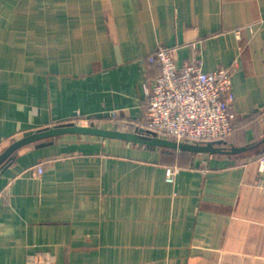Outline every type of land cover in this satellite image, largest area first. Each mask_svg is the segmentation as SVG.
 Instances as JSON below:
<instances>
[{"label":"crops","instance_id":"crops-1","mask_svg":"<svg viewBox=\"0 0 264 264\" xmlns=\"http://www.w3.org/2000/svg\"><path fill=\"white\" fill-rule=\"evenodd\" d=\"M160 46L232 70L226 145H255L68 134L23 146L0 172V264L39 251L57 264H264V0H0V153L68 121L145 128Z\"/></svg>","mask_w":264,"mask_h":264},{"label":"built area","instance_id":"built-area-1","mask_svg":"<svg viewBox=\"0 0 264 264\" xmlns=\"http://www.w3.org/2000/svg\"><path fill=\"white\" fill-rule=\"evenodd\" d=\"M160 66L154 83L146 88L148 96L145 128L179 142L207 143L228 139L234 131L235 113L228 99L232 91V70L220 67L205 71L202 62H177V48L158 47L148 56ZM264 172V154L258 158ZM38 174L43 165L36 167ZM180 168H166V180L174 182ZM264 187V178L260 181ZM28 264H57L51 253L34 252Z\"/></svg>","mask_w":264,"mask_h":264},{"label":"water","instance_id":"water-1","mask_svg":"<svg viewBox=\"0 0 264 264\" xmlns=\"http://www.w3.org/2000/svg\"><path fill=\"white\" fill-rule=\"evenodd\" d=\"M68 134L90 135L110 139H120L135 144L149 147H163L169 149L187 150L194 153L228 154L236 155L247 151L255 144L227 147L225 140L211 141L207 143L179 142L177 140L157 135L146 129L139 128L135 131H124L119 129L105 128L95 124H81L76 121H68L55 124L51 127L41 129L20 139L13 141L6 149L0 153V172L8 167L15 159L16 152L31 143H36L37 147L54 143V139Z\"/></svg>","mask_w":264,"mask_h":264},{"label":"trees","instance_id":"trees-1","mask_svg":"<svg viewBox=\"0 0 264 264\" xmlns=\"http://www.w3.org/2000/svg\"><path fill=\"white\" fill-rule=\"evenodd\" d=\"M94 119L93 118H91L90 119V121H93ZM230 146V145H229ZM256 148V147H255ZM264 154V150H260L259 152H258V157H261L262 155Z\"/></svg>","mask_w":264,"mask_h":264}]
</instances>
